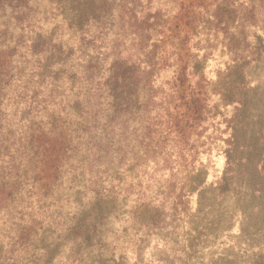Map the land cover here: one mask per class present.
<instances>
[{"label": "rangeland", "instance_id": "374dc122", "mask_svg": "<svg viewBox=\"0 0 264 264\" xmlns=\"http://www.w3.org/2000/svg\"><path fill=\"white\" fill-rule=\"evenodd\" d=\"M166 1L151 0L162 10ZM28 5L18 21L0 10V23L16 26L0 29V44L25 55L9 98L36 90L35 123L55 118L77 132L100 109L101 130L91 133L94 160L79 149L47 197L24 194L0 213V264H264V0H173L187 33L177 71L160 60L151 80L116 89L107 110L82 62L98 46L87 38L98 34V0ZM132 25L110 28L109 52L126 54ZM36 50L59 61L45 89ZM29 109L17 105L18 116Z\"/></svg>", "mask_w": 264, "mask_h": 264}, {"label": "trees", "instance_id": "16d2710c", "mask_svg": "<svg viewBox=\"0 0 264 264\" xmlns=\"http://www.w3.org/2000/svg\"><path fill=\"white\" fill-rule=\"evenodd\" d=\"M140 1L142 0H98L100 20H94L98 34H90L87 38L98 44L93 49L99 51H87L82 62L85 64L83 73L86 86L90 90L95 87L94 92L99 87L104 91L103 110L113 104L116 89L134 90L142 77H149L151 80L160 60L172 63L176 71L178 64L182 62L187 33L182 35L183 31H178V17L172 16L173 10L168 7L173 4V0L163 3L164 10L158 9L151 0H145V6L142 7L138 5ZM28 3L29 0H0V10L7 5L10 7L7 18L18 21L15 20L17 15H25L29 10ZM122 22L132 27L134 22L137 26L129 34L132 44L124 56H120V53L114 55L112 51L109 52L106 47L108 45L104 44L109 37L110 28ZM11 27L13 28L5 22L0 23V29L5 34L16 26ZM17 30L20 31L19 28ZM23 56L24 53L17 46L0 44V213L6 212L24 194L32 197L40 195L38 200L47 197L50 190L61 181L63 167L79 149H83L84 154L94 160L97 147L91 142V133L101 130L98 121L102 111L92 108L86 112L85 125H82L79 132L71 124L57 123L55 118L45 117L35 123L41 114L36 110L37 106H32L37 102L39 93L26 86H21V90L25 91L26 102L20 104L25 105L28 101L30 111L18 116L17 105L20 104H17L15 97L9 98V92L13 86L15 89L21 79L20 62L23 61ZM48 56V50L30 51L29 57L39 65L35 75V84L39 89L47 88L45 81L50 80L48 73L52 67L57 69L59 65V61L51 62ZM117 64H123V67H118ZM44 71L47 73L44 74ZM94 82H98L97 86ZM84 104L90 107L87 98L84 99ZM100 106L102 104H98L97 108ZM77 117L82 118L80 114ZM22 205L23 202L21 207ZM18 231L19 228L14 235L9 236L11 241L5 251L7 254L2 255L3 259L13 255L16 250L12 249V241L19 234ZM22 234L24 233L17 236L18 239ZM25 235L27 239L30 237V234Z\"/></svg>", "mask_w": 264, "mask_h": 264}]
</instances>
